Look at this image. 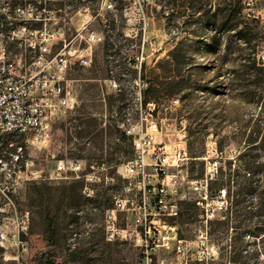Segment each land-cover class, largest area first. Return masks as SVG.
<instances>
[{"label": "rangeland", "instance_id": "obj_1", "mask_svg": "<svg viewBox=\"0 0 264 264\" xmlns=\"http://www.w3.org/2000/svg\"><path fill=\"white\" fill-rule=\"evenodd\" d=\"M114 7L109 0H0V43L10 58L30 65L41 30L52 37V55L86 47L93 52L91 65L78 61V51L70 57L67 78L77 107L53 122L47 143L21 141L31 162L28 175L43 176L14 184L0 174V264H222L217 226L208 220L226 211L223 184L237 189L238 156L259 111L241 95L247 69L239 59L253 58L250 46L258 41L262 61L264 0H125ZM244 26L250 46L237 35ZM111 68L121 90L106 82ZM139 75L143 101L156 103L158 141L179 160L164 172L167 189L177 176V192L166 193V201L179 213L161 217L160 245L149 257L131 241L108 242L104 229L105 210L117 198H128L131 207L140 203L138 189H127L123 163L133 148L115 116L123 104L127 114L137 112L132 82ZM5 159L13 173L11 156ZM258 160L264 161L263 151ZM61 161L69 168L57 178ZM132 213L120 210L119 224L131 226Z\"/></svg>", "mask_w": 264, "mask_h": 264}, {"label": "built area", "instance_id": "obj_2", "mask_svg": "<svg viewBox=\"0 0 264 264\" xmlns=\"http://www.w3.org/2000/svg\"><path fill=\"white\" fill-rule=\"evenodd\" d=\"M41 35V41L33 42L38 53L30 65L23 63L22 58H10L7 48L0 43V174L4 173L6 178L13 179L14 184L43 176L40 171L28 175L31 162L24 158L21 141L40 145L47 143L53 122L69 114L79 103L72 80L67 78L70 57L78 51V61L82 65H91L93 61V52L88 47L81 50L62 49L52 55L51 35L46 30H41ZM92 38L101 40L102 36L93 34ZM261 58L264 62V54ZM110 71L112 75L106 80L107 84L115 90H121L114 70L111 68ZM144 86L141 75L132 82V101L137 104V112L127 114L126 105L123 104L122 110L115 113L117 127L127 135L133 148L132 156L123 163L128 180L127 189H138L140 203L131 207L128 198H117L105 210L104 229L108 242L131 241L149 257L152 250L160 245L156 232H160L161 217H176L179 213L175 204L166 201V193L177 192V176L173 175L174 186L171 189L166 188L164 176L166 168L178 164L179 160L171 156L166 145L158 141L161 127L154 115L156 103L143 101ZM178 102L179 99L172 101L173 104ZM15 145L16 151L8 152L7 146ZM7 154L13 161V173L5 159ZM72 165L70 168H81L80 164ZM67 168L68 164L61 161L55 171L56 177H62ZM120 210H133L131 226L123 227L119 224ZM164 226L169 229L175 227ZM27 228V225L21 227L23 231ZM5 237L2 234V238Z\"/></svg>", "mask_w": 264, "mask_h": 264}, {"label": "trees", "instance_id": "obj_3", "mask_svg": "<svg viewBox=\"0 0 264 264\" xmlns=\"http://www.w3.org/2000/svg\"><path fill=\"white\" fill-rule=\"evenodd\" d=\"M104 1L106 0H73V3L90 5ZM109 1L116 9L125 5V0ZM58 4L64 5V2L60 1ZM113 16L114 14L109 13L110 18ZM237 35L247 46L252 44L253 39L248 37L245 26L237 31ZM259 43L255 42L254 48L250 46L253 58L241 54L239 59L247 69V84L240 86L241 95L259 109L253 116L254 125L247 146L238 156L241 161V180L236 183L235 191L233 186L223 184L228 196L226 211L221 218L208 220L210 226H217L222 264H264V161L258 160L260 152H264V62L257 59ZM245 49L242 48L241 52ZM147 102L150 101L145 100ZM123 137L131 144L127 135L123 133ZM246 156L249 159L244 161ZM180 217L182 219L183 214ZM212 233L210 229L208 235Z\"/></svg>", "mask_w": 264, "mask_h": 264}, {"label": "bare ground", "instance_id": "obj_4", "mask_svg": "<svg viewBox=\"0 0 264 264\" xmlns=\"http://www.w3.org/2000/svg\"><path fill=\"white\" fill-rule=\"evenodd\" d=\"M135 107H136V109H137V104H135Z\"/></svg>", "mask_w": 264, "mask_h": 264}]
</instances>
